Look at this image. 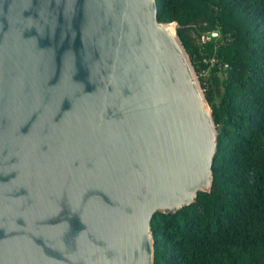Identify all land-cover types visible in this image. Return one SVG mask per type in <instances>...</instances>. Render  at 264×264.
<instances>
[{
	"label": "water",
	"instance_id": "95a60500",
	"mask_svg": "<svg viewBox=\"0 0 264 264\" xmlns=\"http://www.w3.org/2000/svg\"><path fill=\"white\" fill-rule=\"evenodd\" d=\"M177 27L156 0H0V264H154V215L212 190Z\"/></svg>",
	"mask_w": 264,
	"mask_h": 264
},
{
	"label": "trees",
	"instance_id": "16d2710c",
	"mask_svg": "<svg viewBox=\"0 0 264 264\" xmlns=\"http://www.w3.org/2000/svg\"><path fill=\"white\" fill-rule=\"evenodd\" d=\"M156 3L178 23L219 135L212 190L154 215V264H264V0Z\"/></svg>",
	"mask_w": 264,
	"mask_h": 264
},
{
	"label": "built area",
	"instance_id": "2783aa9c",
	"mask_svg": "<svg viewBox=\"0 0 264 264\" xmlns=\"http://www.w3.org/2000/svg\"><path fill=\"white\" fill-rule=\"evenodd\" d=\"M209 40L208 38L203 37V41ZM212 63H214V60H212Z\"/></svg>",
	"mask_w": 264,
	"mask_h": 264
},
{
	"label": "rangeland",
	"instance_id": "374dc122",
	"mask_svg": "<svg viewBox=\"0 0 264 264\" xmlns=\"http://www.w3.org/2000/svg\"><path fill=\"white\" fill-rule=\"evenodd\" d=\"M204 78H206V75H204Z\"/></svg>",
	"mask_w": 264,
	"mask_h": 264
}]
</instances>
